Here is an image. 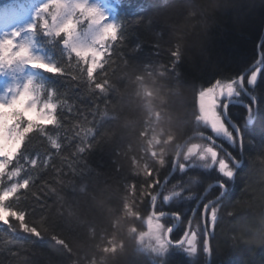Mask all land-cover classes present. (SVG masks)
<instances>
[{"label": "snow or ice", "instance_id": "snow-or-ice-1", "mask_svg": "<svg viewBox=\"0 0 264 264\" xmlns=\"http://www.w3.org/2000/svg\"><path fill=\"white\" fill-rule=\"evenodd\" d=\"M29 7L24 0H0V26L8 27V32L0 36V75L33 68L70 77L76 81V89L87 93L90 104L69 101L66 93L46 89L32 78L6 89L5 95L0 97V224L6 225L13 234L23 232L37 240L52 241L54 246H59L57 252L70 258L68 264H96L87 255L79 257L74 250L73 242L79 236L72 227L79 219L75 213L65 217L58 212L55 220L42 214L39 221H35L31 217L37 208L33 204L21 206V199L26 195L24 190H30L42 179L36 175L42 171L46 176L42 180L43 186L54 183L59 187H53L39 198L41 210L46 212L59 204L61 208L68 206L89 211L90 202L98 199L96 179L90 181V187L84 185L77 189L75 184L81 178L88 183L89 177L85 174L90 170L89 154L98 147L108 146L114 153L111 158L116 172H121L123 167L117 158L128 157L130 172L120 184L125 193L123 217L133 223L128 233L136 240L138 250L149 256L152 264H166L165 258L173 250L182 252L195 264L198 246H202L205 256L210 257V237L215 236L218 212L228 205L229 182L248 177L257 160L264 164V89L257 87L258 75H264V40L257 46V58L251 65L250 74L219 77L208 85L197 86L194 83L185 85L178 79L179 66L188 48L180 42L182 38L177 39L175 46L168 48L171 57L168 63L157 61L154 66L145 65L143 72L153 84L166 77L162 86L167 87L175 81L177 88L184 89L185 97L180 105L182 114L170 122L168 128H161L160 113L157 112L156 125L148 122V126L128 132L124 131L126 123H121L125 110L121 88L112 82L109 71L113 57L125 44L124 23L112 17L103 0H42L31 13V23L26 28L9 27L28 15ZM85 21L91 36L87 42L79 31ZM25 32L28 35L25 36ZM38 33L61 42L67 54L63 66L46 62L36 54L33 37ZM152 47L157 50L154 55L158 56L161 43L158 41ZM124 63L129 68L136 67L127 60ZM144 80V75H134V83L143 84ZM147 95L151 97L153 92L148 91ZM233 103L242 105L246 111L242 122L236 121L231 114L230 104ZM73 116L79 122L70 125ZM105 119L112 122L111 127L101 128ZM69 128L75 129L71 136L67 134ZM209 129L213 135H208ZM62 131L65 133L63 143ZM254 133L259 139L248 138L246 141V137ZM33 136L46 138L54 152L43 160L29 155L28 145ZM184 137H187L186 141ZM220 137L227 140L235 154L218 142ZM196 138L207 143H193ZM123 144L134 149L131 154L122 153ZM246 144L255 149V155L246 152ZM25 165L31 167L25 168ZM196 167H214L218 171L219 175L213 179L219 195L202 205V223H194L197 213L192 209L193 218L188 219L181 238L174 239V222L181 220V214L165 211L164 205L173 198H185L182 196L185 188L165 195L164 187L172 173H186ZM49 169L52 175L47 177ZM162 172L165 173L164 180H161ZM183 184L182 178L177 179L173 188ZM247 189L245 183L241 195ZM259 195L264 198V188ZM49 200H52L51 204L47 202ZM143 205L150 208L146 216L147 231L138 229L134 223L144 220ZM228 215L233 213L228 212ZM110 228L112 231L109 233L105 229V233L112 238L96 248L106 256H115L118 249H124L123 242H117L119 219L111 223Z\"/></svg>", "mask_w": 264, "mask_h": 264}, {"label": "trees", "instance_id": "trees-1", "mask_svg": "<svg viewBox=\"0 0 264 264\" xmlns=\"http://www.w3.org/2000/svg\"><path fill=\"white\" fill-rule=\"evenodd\" d=\"M31 0H24L26 4ZM113 18L119 19L125 25L126 40L118 55L113 57V65L109 70L110 79L121 88L124 112L121 123H126L124 131L135 132L142 127L157 124L156 113H160L159 127L168 128L170 122L182 113L180 105L184 100L185 91L177 88L172 81L167 87V78H160L156 84L143 72L145 65H155L157 61L168 63L171 59L169 47H174L177 39L186 44L188 51L179 66V80L187 85L194 83L208 85L219 77H235L249 68L257 58V46L264 26V0H120L114 5ZM139 18V23L137 19ZM159 34V35H157ZM34 42L43 51L42 55L47 62H54L63 66L67 62V54L59 40L36 34ZM162 47L160 54L152 47L156 42ZM135 65L129 68L124 61ZM134 75H144L143 84L134 83ZM35 83L43 85L46 89H54L66 93L69 101H79L81 105H89L90 99L83 89H76V81L70 77L54 75L36 70ZM127 84L125 88L124 85ZM257 87L264 89V75H258ZM148 89V90H147ZM146 91H152L149 97ZM80 93V96H78ZM83 97V98H81ZM115 98V97H114ZM190 100V96H189ZM91 119V117H89ZM79 121L75 116L69 122L75 125ZM111 121L104 120L101 128L111 127ZM74 128H69L71 136ZM119 134V133H118ZM62 143L65 133H60ZM259 139L254 133L251 137ZM187 137H184L186 140ZM183 142V141H181ZM123 152H131L127 144L121 145ZM171 152V149L169 150ZM54 152L46 138L33 136L28 145V154L39 160L45 159ZM246 152L255 155V149L246 144ZM65 155L67 152L64 153ZM113 151L108 146L98 147L89 154L90 170L85 175L89 177L78 179L75 187H90V181H97L98 199L91 201L89 211L74 207H60L56 204L44 212L39 207V198L44 196L53 187L54 183L43 186L45 173L38 172L42 179L37 180L30 190H24L25 196L21 199V206L33 204L37 211L31 219L39 221L42 214L57 219L58 212L65 217L75 213L79 219L72 226L77 239L73 242L74 250L79 257L88 256L96 264H152L151 258L138 250L136 240L128 230L133 226L129 219L123 217V196L120 184L122 178L129 175L128 157L122 155L117 158L122 171L116 172L113 164ZM59 164V160H56ZM31 165H25L29 168ZM247 169V162H246ZM166 171V170H165ZM174 173L164 187L175 184L177 179H183L186 191L182 196L174 198L184 200L180 205H187L189 196H199L206 185L214 177L212 173L190 168L186 173ZM52 175L49 169L47 177ZM165 173L162 172L161 180ZM248 184V189L241 195V189ZM264 188V164L256 161L248 177L238 178L229 182V191L226 195L227 207L218 212V224L214 228L215 236L210 237L212 255L210 264H264V198L259 193ZM180 191V190H179ZM53 200L55 197L52 198ZM186 201V202H185ZM52 203V200L47 201ZM193 203L188 204L193 207ZM119 209V211H117ZM150 211L147 205L141 206L144 220H136L138 229L147 231L146 216ZM228 212L233 215L229 216ZM119 219L120 231L117 242H123V251L118 249L115 256H106L100 252L96 245L104 246L111 235L110 224ZM67 230L68 225H64ZM135 235V234H134ZM101 237H106L102 240ZM59 246L48 239L37 240L23 232L10 233L6 225L0 224V264H68V259L56 251ZM173 250L166 258V264H187L184 255ZM207 256L199 247L196 264H205ZM191 262V259L188 260Z\"/></svg>", "mask_w": 264, "mask_h": 264}, {"label": "flooded vegetation", "instance_id": "flooded-vegetation-1", "mask_svg": "<svg viewBox=\"0 0 264 264\" xmlns=\"http://www.w3.org/2000/svg\"><path fill=\"white\" fill-rule=\"evenodd\" d=\"M244 100L247 101V97H244ZM230 109H231V114L235 118V120L238 122H242L244 116L246 115V111L243 108V106L240 104H237V103H233V104H230ZM208 135H213L211 133L210 129L208 130ZM217 139H218V142L222 143L224 148L228 149L229 151H232L233 154H235V150L232 149V147L229 145V143L227 142L226 139H224L223 137H220ZM209 169H210V170H208L209 173H212L214 175V177L219 175L218 171H216V169L214 167L209 168ZM213 178H211V180H213V181H211L208 185H206L203 192L199 196H196L195 194L191 195L190 196L191 198H189V202L185 201L187 203V205H185V204L180 205L181 203H184L183 202L184 200H182V201L178 200L177 201V199L170 200L167 204L164 205L165 211H169V210L170 211H176V212L181 214V220L179 222H174L175 227H174V232L172 234L174 239L181 238V236L183 234V229L187 227L188 219L193 218L192 209H195L196 213H197L196 217L193 218L194 223L195 222H200V223L203 222L201 220V216H200V213H202V205L204 203H207L209 200L215 199V197L217 195H219L217 186L215 185ZM159 202H160V200H158V203ZM192 202H194L193 207L188 205V204H191ZM169 226H173V224H169ZM199 247L200 246H198V253H199ZM180 253L182 255H184V257L186 259L190 260V258H188L185 254H183L182 252H180ZM198 253H197V256H198ZM188 260H187V264H193L192 259H191V262Z\"/></svg>", "mask_w": 264, "mask_h": 264}, {"label": "rangeland", "instance_id": "rangeland-1", "mask_svg": "<svg viewBox=\"0 0 264 264\" xmlns=\"http://www.w3.org/2000/svg\"><path fill=\"white\" fill-rule=\"evenodd\" d=\"M113 1L117 2L119 0H113ZM41 2H42V0H32V3L30 4V7H29L28 15H26L24 18H22L16 25H11L9 27H17L20 29L26 28L27 24L31 23V13L39 6V4ZM90 2H96V0H90ZM103 3L108 6L109 11L111 12V10H112L111 5H109L106 2V0H103ZM79 31L81 32V37L83 40H85L87 42L91 39L90 30H89L87 21H85L84 23H82L80 25ZM7 32H8V27L0 26V36L5 35ZM24 35L26 36L28 34L25 32ZM33 50L36 52V54L40 55L47 62V60L42 55V53L39 51V49L37 48L36 45H33ZM33 70H35V69H33ZM32 74H33V72L31 71V68H21V69L15 70V71H8L4 75H0V97L5 95V91L8 87L12 86L13 84H23L28 78H31ZM147 92L148 91H146V93ZM192 142L193 143H206L205 141L200 140L198 138L193 139ZM196 168L198 170H202V171H206V172H209L208 170H210V169H204L201 167H196ZM181 174H183V173H181ZM176 183L173 185H176ZM173 185H171L170 187H168L166 189V191L164 192L165 195L169 194L173 190L179 191L181 187H184L185 191H186V186H184V185H179L175 189L173 188ZM172 200H174V198ZM146 228H147V223H146ZM145 243H147V238H145Z\"/></svg>", "mask_w": 264, "mask_h": 264}, {"label": "water", "instance_id": "water-1", "mask_svg": "<svg viewBox=\"0 0 264 264\" xmlns=\"http://www.w3.org/2000/svg\"><path fill=\"white\" fill-rule=\"evenodd\" d=\"M262 40H264V26H263L262 34H261V37H260V39H259L258 44H259ZM250 70H251V66H250L249 68H247L242 74L248 75V74H250ZM186 140H187V139H186ZM186 140H184V141H186ZM182 143H183V142H182ZM182 150H185V149H182ZM174 173H175V172H174ZM174 173H172V175L168 176L167 183H168L169 180L172 178V176L174 175ZM163 180H164V179H163ZM167 183H166V184H167ZM166 184H165V185H166ZM158 200H159V198H158ZM174 227H175V225H174ZM210 262H211V256H210V257L207 256V259H206L205 264H210Z\"/></svg>", "mask_w": 264, "mask_h": 264}]
</instances>
